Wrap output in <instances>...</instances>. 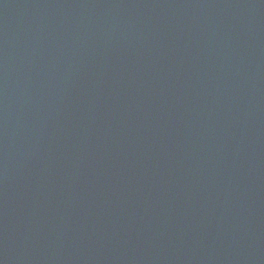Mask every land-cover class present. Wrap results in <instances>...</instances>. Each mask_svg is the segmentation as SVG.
<instances>
[{"label":"water","instance_id":"obj_1","mask_svg":"<svg viewBox=\"0 0 264 264\" xmlns=\"http://www.w3.org/2000/svg\"><path fill=\"white\" fill-rule=\"evenodd\" d=\"M0 264H264V0H0Z\"/></svg>","mask_w":264,"mask_h":264}]
</instances>
